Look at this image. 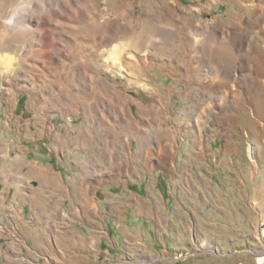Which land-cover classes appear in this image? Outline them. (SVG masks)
Masks as SVG:
<instances>
[{
  "label": "rangeland",
  "instance_id": "obj_1",
  "mask_svg": "<svg viewBox=\"0 0 264 264\" xmlns=\"http://www.w3.org/2000/svg\"><path fill=\"white\" fill-rule=\"evenodd\" d=\"M260 7L264 0H0V118L28 98L27 105L68 111L60 121L85 129L94 150L85 160L116 148L117 169L102 165L100 173L116 175L107 188L119 207L99 200L102 211L129 223L112 234L86 209L87 220L64 217L53 227L82 235L86 250L52 258L37 248L0 264H257L264 251ZM256 63L248 73L246 64ZM208 71L217 83L204 87Z\"/></svg>",
  "mask_w": 264,
  "mask_h": 264
},
{
  "label": "crops",
  "instance_id": "obj_2",
  "mask_svg": "<svg viewBox=\"0 0 264 264\" xmlns=\"http://www.w3.org/2000/svg\"><path fill=\"white\" fill-rule=\"evenodd\" d=\"M28 101L31 102L27 98L23 108H9L13 109L8 110L9 116L0 118V259L6 254L27 257L29 251L38 249L52 258L57 253L64 256L70 249L86 250L82 235L53 229L60 223L57 219L64 217L68 223L73 219L87 220L86 209L104 224V230L120 235L118 226L128 223L125 215L102 211L99 200L102 194L110 206L119 207L117 196L107 188L116 185V175L105 177L100 173L102 165L112 171L117 169V163L111 160L117 149L110 147L105 157L103 151L96 150L85 160L89 145L85 129L60 121L68 111L27 105ZM101 223L98 221L99 226ZM140 233L143 235L142 230ZM155 240L151 239L156 243ZM27 242L36 245L26 247Z\"/></svg>",
  "mask_w": 264,
  "mask_h": 264
},
{
  "label": "bare ground",
  "instance_id": "obj_3",
  "mask_svg": "<svg viewBox=\"0 0 264 264\" xmlns=\"http://www.w3.org/2000/svg\"><path fill=\"white\" fill-rule=\"evenodd\" d=\"M260 10L264 13V8H261L260 7ZM13 18H14V16H13ZM11 20V19H10ZM61 23V22H60ZM16 25V24H15ZM57 25V24H56ZM105 31V30H104ZM131 34V33H130ZM119 35V34H118ZM113 36V35H112ZM130 37V36H129ZM108 39V38H107ZM132 39V38H131ZM138 39V38H137ZM146 39V38H145ZM2 40V39H1ZM111 41V40H110ZM123 41V40H122ZM122 41H119L118 43H120V42H122ZM7 42V41H6ZM104 42V41H103ZM107 42V41H106ZM126 42V41H125ZM131 43V42H130ZM124 44H126V43H124ZM200 44V43H199ZM111 45V44H110ZM123 45V44H122ZM121 45V46H122ZM100 46V45H99ZM120 46V45H119ZM135 46V45H134ZM13 47V46H12ZM116 47V46H115ZM114 47V48H115ZM126 47V46H125ZM114 48L112 49V50H114ZM117 48V47H116ZM116 48H115V50H116ZM122 48H123V46H122ZM118 49V48H117ZM121 49V48H120ZM125 48H123V50H124ZM122 49H121V52L123 51ZM127 51V50H126ZM126 51H123V52H126ZM119 52H120V50H119ZM122 52V53H123ZM121 53V54H122ZM133 53V52H132ZM119 54V53H118ZM125 54V53H124ZM135 54H136V52H135ZM102 55V54H101ZM115 55V54H114ZM116 56V55H115ZM133 56V55H132ZM112 57H113V55H112ZM134 57H136V55L134 56ZM10 58V57H9ZM121 58H122V56H121ZM123 59H124V57H123ZM133 59V58H132ZM138 59H139V55H138ZM140 59H142V58H140ZM113 60V59H112ZM114 60L116 61V59L114 58ZM129 60V59H128ZM114 61V62H115ZM122 61V60H121ZM119 62V61H118ZM126 62V61H125ZM132 62V61H131ZM201 62V61H200ZM116 64H118L117 63V61H116ZM121 64V63H120ZM125 64V63H124ZM139 64H140V62H139ZM144 64V63H143ZM128 65H129V63H128ZM198 65V64H197ZM200 65V64H199ZM120 66V65H119ZM118 66V67H119ZM131 66H133V65H131ZM138 67V66H137ZM142 67V66H141ZM199 67V66H198ZM254 67H259V63H256V64H250V65H248V64H246V69L249 71L248 73H251V72H253V69H254ZM132 68V67H131ZM130 68V69H131ZM119 69V68H118ZM123 70V69H122ZM198 71H200V70H198ZM217 71V70H216ZM216 71H208L209 73H212V76H210L208 79H209V81H206L205 79V83L204 84H202V86H206L207 87V85L209 86V85H211V84H213V83H217V78H218V76L216 75V73H214V72H216ZM1 72V71H0ZM207 78V77H206ZM203 80V79H202ZM257 80H258V82H259V85H260V87L261 88H263V90H264V80L263 79H261V77L260 78H257ZM199 87V86H198ZM203 87V88H204ZM217 88V87H216ZM207 89V88H206ZM240 96V95H239ZM241 102V101H240ZM238 103V102H237ZM243 102H241V104H242ZM239 105H241L240 103H238ZM237 104V105H238ZM236 105V106H237ZM200 113H201V111L198 113V117H197V121H196V123H195V125H196V127L198 128V131H199V135H198V139H199V141L200 142H202V138H203V133H202V127H201V121L199 120L200 119ZM262 140V143L264 144V139H261ZM252 166V165H251ZM262 234H263V236H264V227L262 228ZM256 258V261H257V264H264V251H261V252H258V254H257V257H255Z\"/></svg>",
  "mask_w": 264,
  "mask_h": 264
}]
</instances>
